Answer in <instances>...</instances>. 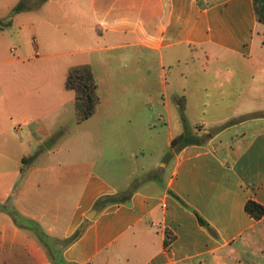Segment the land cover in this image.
<instances>
[{
  "label": "crops",
  "instance_id": "0c3cea01",
  "mask_svg": "<svg viewBox=\"0 0 264 264\" xmlns=\"http://www.w3.org/2000/svg\"><path fill=\"white\" fill-rule=\"evenodd\" d=\"M20 1L0 3V22L10 17L0 29V264H52L37 230L64 241L83 224L58 246L68 264H264V217L244 211L249 200L264 207V116L198 119L192 133L210 138L173 152L188 127L183 102L174 112L165 98L207 93L203 80L227 60L239 66L229 65L227 93L264 89L252 0H88L85 18L61 0H24L11 15ZM79 66L99 98L80 123L64 88ZM103 197L115 203L95 208Z\"/></svg>",
  "mask_w": 264,
  "mask_h": 264
},
{
  "label": "rangeland",
  "instance_id": "374dc122",
  "mask_svg": "<svg viewBox=\"0 0 264 264\" xmlns=\"http://www.w3.org/2000/svg\"><path fill=\"white\" fill-rule=\"evenodd\" d=\"M57 1L59 0H56L55 4L57 3ZM0 3L3 4L4 0H0ZM61 3L67 7L72 5L73 6L80 5L81 7L80 12L82 13V18L87 17L88 0H61ZM62 10L66 12L65 9ZM83 20L84 19L78 17L75 20V22L79 24L82 23ZM263 30H264V25L259 24L257 29V35L255 38L257 42V46L254 51L255 55L253 57L255 59L256 57L257 59L264 58V47L262 49L259 48L262 47L260 45V41L263 38L261 34ZM63 34H65V32L61 30L59 33V37L62 38ZM62 46H63V42L61 43L60 47L63 48ZM229 62L230 61L227 60L224 63L217 65L216 71L212 69L211 72L203 80L205 81V84L209 87L207 93H193L191 96H188L186 93H165V98L169 102L172 111L176 112L175 102L181 100L183 102V106L187 107L186 110L189 113H191L186 116V125H185L188 127L189 132L190 131L192 132V127L195 126L196 121L198 119H203L206 122L207 121L209 122L210 120H215L219 123V126L224 127L229 122H236V121L239 122V119L241 118H247L248 120L249 118H251L250 116H252L253 114L258 113L264 115L263 114L264 104H261L260 101L257 102L256 100V98L264 97L263 88L260 89L258 86H255V88H253V93H227L229 87V83L227 82L228 68H230V66H233V70L235 72H237L239 69L237 63H229ZM188 64H186V61L183 58L181 63H179V65H173L172 69H170V73H168L167 75L168 82L172 81L173 74L175 72L185 70L189 66ZM138 68L142 70L143 66H140ZM257 75L260 76L261 74L258 73ZM256 91L257 93H255ZM175 94L181 95L179 97L180 99L174 98L176 97ZM157 95L160 97L162 96L161 93H157ZM225 110H231L232 113V114H228L227 116L228 119L226 120L227 122L222 118L217 119L219 116L221 117L220 113H223ZM183 113H184V108H183ZM174 125L176 126V121H174ZM210 127H216V126L207 125V127H205V130H203V132L208 131ZM164 166L165 165L163 164L161 166V169ZM70 203H71L70 200L66 201L65 207L70 205ZM42 237L43 236H41V238ZM46 239H47L46 237L42 238L43 242L49 245ZM50 246H53V248L57 250L59 247L63 246V244L62 241H57V244H50Z\"/></svg>",
  "mask_w": 264,
  "mask_h": 264
},
{
  "label": "trees",
  "instance_id": "16d2710c",
  "mask_svg": "<svg viewBox=\"0 0 264 264\" xmlns=\"http://www.w3.org/2000/svg\"><path fill=\"white\" fill-rule=\"evenodd\" d=\"M252 3H253V9L257 23L264 25V0H252ZM24 8H25L24 0H21L18 3V5L11 11V15L23 10ZM9 19L10 17L6 19L5 23L0 22V29L8 25ZM64 88L66 90L74 92V108L76 114V122L78 123L83 122L95 114L97 106L99 104V98L96 93V84L94 82L90 67L79 66L72 68L67 74L64 83ZM183 108H184L183 103H180L179 104L180 121L185 126L186 120L183 114ZM263 116L264 115L257 113V114H253L250 117L259 118ZM245 120H247V118H241L239 119V122ZM236 122H229L226 126L233 125ZM196 132H201V129L197 130ZM210 136H211L210 134H205V135L203 134L201 137H198L197 133H192L191 131L189 132L188 130L185 129L184 133L173 138L171 142V150L173 152H178L186 146H192V145L199 146L203 143L204 139L210 138ZM169 194L175 200H177L179 203L185 206L183 202L176 195H174L171 192H169ZM111 203H115V199L113 197H103L95 203V208H98L99 206L108 205ZM2 209L3 206L0 205V210ZM244 211L256 221L264 217V207L260 206L259 204L251 200L245 203ZM195 215L198 224L203 229H205L211 236L216 237V234L211 229V227H209L208 224L198 214L195 213ZM85 225L86 224L81 225L72 236L62 241L63 246L66 247L74 243L82 235ZM41 236L47 238L46 241L49 243V245L43 242L42 240L43 237L41 238ZM37 238L38 241L41 243V245L44 247V249L47 251V254L49 255V259L51 260L52 264H68L62 259L61 252L58 249L57 251L55 248H53V246H50V244H57V241H52L50 238H48L38 230H37Z\"/></svg>",
  "mask_w": 264,
  "mask_h": 264
},
{
  "label": "water",
  "instance_id": "95a60500",
  "mask_svg": "<svg viewBox=\"0 0 264 264\" xmlns=\"http://www.w3.org/2000/svg\"><path fill=\"white\" fill-rule=\"evenodd\" d=\"M208 131H204L203 133H207ZM198 136H201V133H198L197 134ZM49 144H51V141H46L45 143H43V146L47 149L49 148ZM93 213V212H92ZM87 219L88 220H91V217L90 215L87 216Z\"/></svg>",
  "mask_w": 264,
  "mask_h": 264
}]
</instances>
